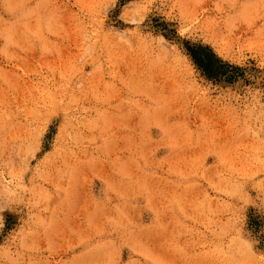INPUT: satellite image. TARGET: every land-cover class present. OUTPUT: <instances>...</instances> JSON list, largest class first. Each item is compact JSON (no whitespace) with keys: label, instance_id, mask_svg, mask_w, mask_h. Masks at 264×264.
Listing matches in <instances>:
<instances>
[{"label":"rangeland","instance_id":"rangeland-1","mask_svg":"<svg viewBox=\"0 0 264 264\" xmlns=\"http://www.w3.org/2000/svg\"><path fill=\"white\" fill-rule=\"evenodd\" d=\"M0 264H264V0H0Z\"/></svg>","mask_w":264,"mask_h":264}]
</instances>
